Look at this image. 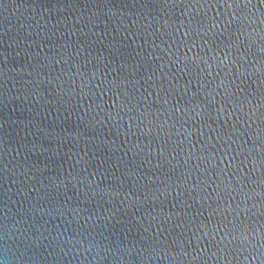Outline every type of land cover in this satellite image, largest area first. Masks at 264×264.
I'll use <instances>...</instances> for the list:
<instances>
[{"label": "water", "instance_id": "1", "mask_svg": "<svg viewBox=\"0 0 264 264\" xmlns=\"http://www.w3.org/2000/svg\"><path fill=\"white\" fill-rule=\"evenodd\" d=\"M0 264H264V0H0Z\"/></svg>", "mask_w": 264, "mask_h": 264}]
</instances>
